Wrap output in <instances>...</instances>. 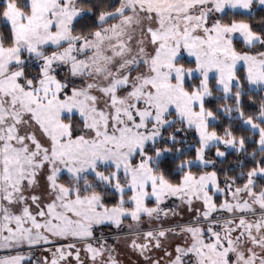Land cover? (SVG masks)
Returning <instances> with one entry per match:
<instances>
[{
    "label": "snow or ice",
    "instance_id": "snow-or-ice-1",
    "mask_svg": "<svg viewBox=\"0 0 264 264\" xmlns=\"http://www.w3.org/2000/svg\"><path fill=\"white\" fill-rule=\"evenodd\" d=\"M0 264H264V0H0Z\"/></svg>",
    "mask_w": 264,
    "mask_h": 264
}]
</instances>
